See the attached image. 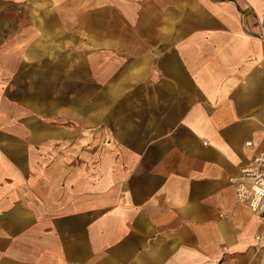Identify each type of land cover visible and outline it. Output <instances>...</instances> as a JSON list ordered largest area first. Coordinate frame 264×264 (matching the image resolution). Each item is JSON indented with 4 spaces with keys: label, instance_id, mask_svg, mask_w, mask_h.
I'll return each mask as SVG.
<instances>
[{
    "label": "crops",
    "instance_id": "0c3cea01",
    "mask_svg": "<svg viewBox=\"0 0 264 264\" xmlns=\"http://www.w3.org/2000/svg\"><path fill=\"white\" fill-rule=\"evenodd\" d=\"M244 8L85 0L95 87L78 104L9 98L5 67L0 264H264V221L230 180L264 147V40Z\"/></svg>",
    "mask_w": 264,
    "mask_h": 264
},
{
    "label": "rangeland",
    "instance_id": "374dc122",
    "mask_svg": "<svg viewBox=\"0 0 264 264\" xmlns=\"http://www.w3.org/2000/svg\"><path fill=\"white\" fill-rule=\"evenodd\" d=\"M84 1L0 0V87L5 84V67L8 87H17L16 92H8L9 98L24 103L36 100L40 104H78L81 89H94L90 64L85 62L88 55H94V50L86 33L81 32L80 17L76 14ZM32 40L40 45L34 55L36 62L33 68L24 65L19 69L20 47L29 46ZM81 75H84L82 79ZM63 87L70 96L47 93L49 88ZM32 91L41 94L33 96Z\"/></svg>",
    "mask_w": 264,
    "mask_h": 264
},
{
    "label": "built area",
    "instance_id": "2783aa9c",
    "mask_svg": "<svg viewBox=\"0 0 264 264\" xmlns=\"http://www.w3.org/2000/svg\"><path fill=\"white\" fill-rule=\"evenodd\" d=\"M246 13H250L254 20L255 31L252 34L264 40V18L247 0L245 8L241 10L243 16ZM230 180L234 184L237 201L248 204L264 221V147L254 156L252 162L242 169L238 178ZM259 238L260 236L257 237Z\"/></svg>",
    "mask_w": 264,
    "mask_h": 264
}]
</instances>
